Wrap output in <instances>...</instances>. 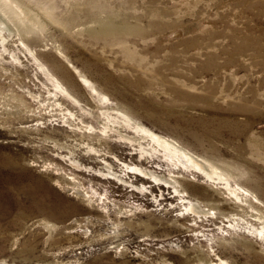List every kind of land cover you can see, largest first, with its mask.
Listing matches in <instances>:
<instances>
[{"label":"rangeland","instance_id":"rangeland-1","mask_svg":"<svg viewBox=\"0 0 264 264\" xmlns=\"http://www.w3.org/2000/svg\"><path fill=\"white\" fill-rule=\"evenodd\" d=\"M20 1L21 18L1 13L10 30L0 29V264H264L256 234L264 215V0ZM107 14L136 34L92 35V18ZM209 54L231 62L203 72ZM75 67L109 97L112 116L120 107L216 163L232 187L252 193L246 202L233 211L241 203L224 181L102 132L100 109L83 113L43 71L85 101L91 93ZM209 85L216 92L203 100ZM105 160L120 178L106 175ZM122 163L172 170L190 194L138 172L125 176ZM181 196L210 212L190 211Z\"/></svg>","mask_w":264,"mask_h":264},{"label":"bare ground","instance_id":"bare-ground-1","mask_svg":"<svg viewBox=\"0 0 264 264\" xmlns=\"http://www.w3.org/2000/svg\"><path fill=\"white\" fill-rule=\"evenodd\" d=\"M6 9L8 10L9 14H11V15L12 14H17V16L20 17V18L22 17L23 11H27L22 6V3H21L20 0H0V29H2V30L3 29L10 30V28L7 26V24H6V22H5L4 18H3V15L1 14V13H4L6 11ZM16 10L19 11L18 12L19 14L16 13ZM92 19L95 21L96 26H97V29L94 28V29H90L89 30V32H91L92 35H96L98 37H103V38L105 37L106 38V37H111V36H119V35H127V34H129V35L136 34V30H135L134 26H132V25L126 23V22L125 23H116L114 17L112 15H110V14H107V15H105L103 17L95 16ZM4 40L5 39L2 36V40L1 41H3L2 42L3 43V46L5 44ZM199 54H200V52H199ZM13 57H14V59L17 58L16 56H13ZM193 62L195 63V61H193ZM230 62H231L230 59H225V61L223 62L224 65H221L216 60V55L209 54L207 60L200 65V70L204 72V71H206V70H208L210 68H213V67H224V66L228 65ZM43 71H44V73H46L45 74L46 77L49 76V79L51 80V82H53V84L55 85L56 89L59 90L60 94L62 93L64 95H66L69 99H71V101L73 103H75V105H78L79 109L82 110L83 113H86V114L89 113V114H91L92 111L89 108L90 106H92V108H96L97 110L100 109L99 110L100 114L102 115L103 118H105V122H103L104 124L102 125L103 128L100 129L102 132H108L107 130L114 131L115 134L117 135L116 138L121 139V140L122 139H126L127 141L126 140L125 141L128 142V143H130L132 146L134 144H137V145L139 144L140 146H143V149L144 150H142L143 152H141V153H143V154L144 153L145 154L147 153L148 155L150 154V157H152V158H156V157L157 158H161L160 156H158V154L162 156V154H160L159 152H161V153L163 152V156H164L163 159L168 160L173 165V167H175V168L178 167L179 169H181V167H182V168H184V170H188V171H189V169L190 170L192 169V170L197 171L198 173H203L208 178H216L218 180L224 181L223 183L226 185V188L228 189V191H230L229 193H231L232 195H234L236 197V199L239 200L240 203L242 201H245L247 199V196H250L252 194L250 191H248V190H246V189H244V188H242V187H240L238 185H237V187H232V185L230 184V182L228 180L229 178L227 177V174L224 173L218 167V165L216 163L211 162L210 160H207L205 158L199 157L195 153L191 152L188 148L180 145L178 143V141L177 140H174L173 138H168V137H165L163 135H160L158 133H155V132L151 131L150 129L146 128L143 124H141L138 121H136L135 119H133L132 116L128 115L120 107L114 108V112L117 114V116L116 115L115 116H112L111 115V113L113 112L112 111V108L110 106H107L106 105L107 104V101L110 100L109 97L105 93H103L95 85L94 82H92L90 79H88L84 74L80 73L79 70L76 69V67H75V71L79 74V79H80L81 83L84 84L85 86H87V88H89L90 93H91V95H90L91 98L90 99H87L85 101L82 100V99H80V98H77V96H75L74 94H72L67 88L63 87L64 85L62 86L61 83H60V81L53 74H51L50 72H48V70H45L43 68ZM191 71H193V70H191ZM174 72H176V71H174ZM64 79L66 81V78H64ZM191 85H193V84H191ZM174 90L179 94L180 97H181V95H183V96H186L187 95L188 96V93H186V92H182L181 90H177L176 88ZM214 92H216L215 89L212 86L209 85V86H207V90L205 91V94H203V96H201V98L203 100H207L208 101L211 98V96L214 95ZM219 93L221 94L222 97L228 99V96H229V93L228 92L219 91ZM216 96L219 98L218 95H216ZM259 105H260V102H257V100H254V103L251 106V108H254L255 109ZM103 106H104V108H103ZM239 108L240 109L241 108L243 109V106L240 105ZM244 110L245 111H248L249 108H246L245 107ZM68 114L70 115L71 118H73V119L76 118V115L75 114H72L70 111L68 112ZM80 121H83V120H80ZM122 123L124 124L123 125L124 127H128L135 134L134 135H129L127 133H123L121 131L120 127H119V126H121ZM77 127L80 130L82 129V127H80V126H77ZM92 129H93V127L92 126H89L87 128V130H85V131H88L89 134L87 136L89 138H92V134H93L92 133L93 132ZM219 132H218V134H219ZM107 135L110 136L108 133H107ZM81 136L83 137V135H81ZM103 137L106 139L105 136H103ZM103 137L102 136H100V137L98 136V138H97L98 140L101 141V144L102 145H104L103 141L106 143V141H105V139ZM105 146L108 147L107 145H105ZM87 148L89 150H91V152L94 151V153H96V154L98 153V150L100 149L99 148L97 150L96 148H94V145L93 144H90V146L89 147L87 146ZM109 150L110 149L108 147L107 152H109ZM101 152H103V151H101ZM73 162L74 163L75 162L77 163V161H75V160H72L71 163H73ZM104 162H105V165L104 166H105V168L107 170L106 175L107 174H111L114 177L120 178V174L115 171L114 166L111 163L107 162L106 160ZM122 164H123V167L124 168L121 167L122 169L120 171H122L123 173L127 172V173L124 174L125 176L128 175L129 172H138L139 174L143 175L146 178L152 179V180H154V181H156L158 183L161 182L162 184L165 183L167 185H170V186L174 187L175 191L179 195L181 193H184V192H186V194L188 196L190 194V192L188 191V189L185 186L184 182L182 181L184 179V177L182 176L183 179L179 178L178 177L179 175L176 176L175 175L176 173L174 171H172V170H170L168 172V174L166 175V174H160V173H158L155 169H152V167L150 169L149 167L148 168L147 167H142L140 164H134V163H131V164H129V163H122ZM158 166L159 167H157V168H160L161 167V164L158 163ZM132 183L134 184V182H132ZM141 185H142V188H143V185H145V184L143 183ZM134 188L135 189H138V190L139 189H142V188H140L139 185H134ZM188 196L187 197L186 196L185 197L184 196H181V197L183 198V201H186L187 202L186 204H188V205L185 206V207H187L190 211H193L194 213H204V214L210 212L209 209H206V210L203 209L198 202H193L191 200H188ZM253 197L257 201H259V203H261V201L258 198V196H256L254 194ZM236 199H235V201H237ZM221 200H224V198L222 199V198L218 197V199L215 201V203L213 205L218 210H220L222 212L223 211L222 210V207L223 206L220 204V201ZM240 206H242V203L241 204H239V203L237 204V202H236L235 204H232L231 209H233V211H235L236 210L235 208H239L240 209ZM220 211H217V212L220 213ZM242 211H243V209H242ZM238 212H239V210H238ZM213 213L215 214L216 212H213ZM242 213H244V212H242ZM257 219L258 220L261 219L260 221H262L263 225H262V227L260 229H257L256 230V234H257V236H260L264 240V215H263L262 218L259 217V216H257Z\"/></svg>","mask_w":264,"mask_h":264}]
</instances>
